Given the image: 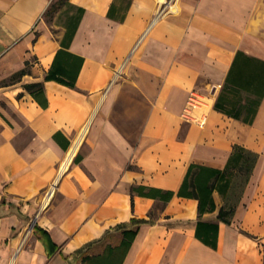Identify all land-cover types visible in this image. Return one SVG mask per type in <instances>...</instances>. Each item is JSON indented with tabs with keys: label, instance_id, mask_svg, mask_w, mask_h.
Here are the masks:
<instances>
[{
	"label": "crops",
	"instance_id": "obj_1",
	"mask_svg": "<svg viewBox=\"0 0 264 264\" xmlns=\"http://www.w3.org/2000/svg\"><path fill=\"white\" fill-rule=\"evenodd\" d=\"M66 46L84 58L77 89L45 80ZM238 53L264 62V0H0V83L28 70L0 84V264H264V97L252 124L216 109ZM235 146L258 161L231 224L219 189L202 217L196 199L132 193H177Z\"/></svg>",
	"mask_w": 264,
	"mask_h": 264
},
{
	"label": "trees",
	"instance_id": "obj_2",
	"mask_svg": "<svg viewBox=\"0 0 264 264\" xmlns=\"http://www.w3.org/2000/svg\"><path fill=\"white\" fill-rule=\"evenodd\" d=\"M67 48L68 46L57 53L45 80L56 81L72 89H77V79L84 64V58L70 53L66 50ZM27 72L28 70H23L15 74L13 78L16 77L20 80ZM24 87L44 107L48 105L44 83L27 84ZM245 94L247 97H245ZM263 97L264 62L244 53H238L216 103V109L232 118L252 124ZM43 100H46V102ZM257 161V153L242 146H235L228 166L224 170L191 164L177 193L146 186L132 187V193L160 199L164 203L169 202L176 195L182 198L196 199L199 201V215L202 217L205 213L217 209L213 194L219 189L222 194L227 195V203L220 209L218 220L231 224ZM75 162H79V158H76ZM221 181H224V185L218 188L217 185ZM122 234L123 241L119 248L126 254L135 240L138 230H124ZM216 237L217 233H215ZM203 241L216 247V241L213 243L207 239ZM104 259L85 256L83 261L86 264H101Z\"/></svg>",
	"mask_w": 264,
	"mask_h": 264
},
{
	"label": "built area",
	"instance_id": "obj_3",
	"mask_svg": "<svg viewBox=\"0 0 264 264\" xmlns=\"http://www.w3.org/2000/svg\"><path fill=\"white\" fill-rule=\"evenodd\" d=\"M154 23H155V21L152 22V23L148 26L147 30L144 32V34L141 36V38L138 40L137 44L135 45V47H134L132 53H134V52L137 50V48L143 43V41L145 40V38L147 37V35H148L149 32L151 31V29H152ZM128 62H129V58H128V59L124 62V64L121 66V69H120V70H122V69L127 65ZM120 70H118V71L120 72ZM119 72H118V73H119ZM193 102H194V101H192V102L190 103V105H191L192 107H195V105L193 104ZM201 123L204 124V123H205V120L201 121ZM63 167H64V165L60 168V172H59L58 179H57V180L54 182V184L51 186L50 190H48V191L45 193V197H44V207H45V208L49 205V203H50V201H51V199H52V197H53V195H54V193H55V191H56V188H57V186H58L59 179L62 177V175H63L64 172H65V171L63 170V169H64Z\"/></svg>",
	"mask_w": 264,
	"mask_h": 264
},
{
	"label": "bare ground",
	"instance_id": "obj_4",
	"mask_svg": "<svg viewBox=\"0 0 264 264\" xmlns=\"http://www.w3.org/2000/svg\"><path fill=\"white\" fill-rule=\"evenodd\" d=\"M81 146V140H79L78 142H76L73 147L71 148L70 152H68V159L64 164V169L63 170H67L69 168V166L72 163L73 157L75 156V154L78 152L79 148Z\"/></svg>",
	"mask_w": 264,
	"mask_h": 264
},
{
	"label": "rangeland",
	"instance_id": "obj_5",
	"mask_svg": "<svg viewBox=\"0 0 264 264\" xmlns=\"http://www.w3.org/2000/svg\"><path fill=\"white\" fill-rule=\"evenodd\" d=\"M16 81H18V78H16V77L13 78V76H12V77H10L7 80L2 81L0 84H2V85H8V84L13 83V82H16ZM73 162H74V160H72V163H71L70 167L72 166ZM70 167H69V169H70Z\"/></svg>",
	"mask_w": 264,
	"mask_h": 264
}]
</instances>
